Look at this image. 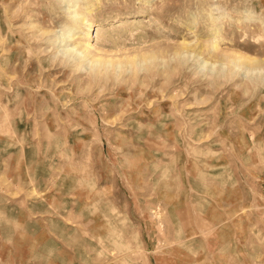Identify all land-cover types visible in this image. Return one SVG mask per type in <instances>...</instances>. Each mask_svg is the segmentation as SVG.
<instances>
[{
	"label": "rangeland",
	"instance_id": "rangeland-1",
	"mask_svg": "<svg viewBox=\"0 0 264 264\" xmlns=\"http://www.w3.org/2000/svg\"><path fill=\"white\" fill-rule=\"evenodd\" d=\"M0 264H264V0H0Z\"/></svg>",
	"mask_w": 264,
	"mask_h": 264
}]
</instances>
